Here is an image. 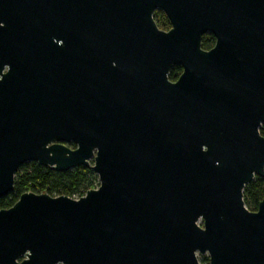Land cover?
<instances>
[{"label": "water", "instance_id": "1", "mask_svg": "<svg viewBox=\"0 0 264 264\" xmlns=\"http://www.w3.org/2000/svg\"><path fill=\"white\" fill-rule=\"evenodd\" d=\"M263 124L264 0H0V200L30 163L99 181L0 210V264H264Z\"/></svg>", "mask_w": 264, "mask_h": 264}, {"label": "trees", "instance_id": "2", "mask_svg": "<svg viewBox=\"0 0 264 264\" xmlns=\"http://www.w3.org/2000/svg\"><path fill=\"white\" fill-rule=\"evenodd\" d=\"M167 21V20H166ZM215 45V38L206 35L202 39V48L211 50ZM182 73V68L176 67L170 73V80L176 82ZM264 137V124L260 128ZM74 148L73 145L70 146ZM99 187L97 175L91 168L80 167L67 173H58L50 168H43L35 163L24 165L15 178L13 192L0 200V210L12 208L26 193L48 194L51 197H69L80 199L89 191ZM264 197V180L256 178L244 190V203L250 212H257Z\"/></svg>", "mask_w": 264, "mask_h": 264}, {"label": "rangeland", "instance_id": "3", "mask_svg": "<svg viewBox=\"0 0 264 264\" xmlns=\"http://www.w3.org/2000/svg\"><path fill=\"white\" fill-rule=\"evenodd\" d=\"M154 19L160 30L168 32L171 29V25L165 15L161 11H157L154 15ZM167 20V21H166ZM200 225L203 226V222H200ZM198 261L200 264H209V256L198 254Z\"/></svg>", "mask_w": 264, "mask_h": 264}]
</instances>
